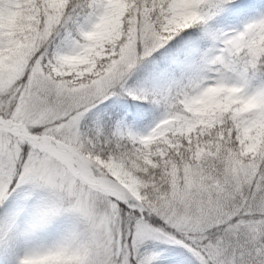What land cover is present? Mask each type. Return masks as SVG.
<instances>
[{
	"label": "snow or ice",
	"instance_id": "1",
	"mask_svg": "<svg viewBox=\"0 0 264 264\" xmlns=\"http://www.w3.org/2000/svg\"><path fill=\"white\" fill-rule=\"evenodd\" d=\"M0 264H264V0H0Z\"/></svg>",
	"mask_w": 264,
	"mask_h": 264
}]
</instances>
